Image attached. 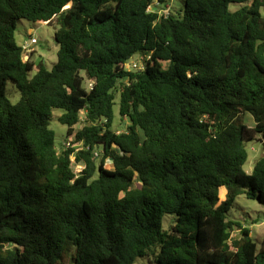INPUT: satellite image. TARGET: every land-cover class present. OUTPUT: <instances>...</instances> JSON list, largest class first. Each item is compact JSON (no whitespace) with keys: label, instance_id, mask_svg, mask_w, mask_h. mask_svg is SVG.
<instances>
[{"label":"trees","instance_id":"16d2710c","mask_svg":"<svg viewBox=\"0 0 264 264\" xmlns=\"http://www.w3.org/2000/svg\"><path fill=\"white\" fill-rule=\"evenodd\" d=\"M155 1L0 0V264H264V235L227 217L241 194L264 206V156L243 169L264 142V0ZM20 19L56 26L51 69ZM53 109L78 148L55 147Z\"/></svg>","mask_w":264,"mask_h":264},{"label":"rangeland","instance_id":"374dc122","mask_svg":"<svg viewBox=\"0 0 264 264\" xmlns=\"http://www.w3.org/2000/svg\"><path fill=\"white\" fill-rule=\"evenodd\" d=\"M169 6L168 12L171 14H177L178 11L183 9L184 0H170L168 2ZM239 8V5L231 4L229 9L234 11ZM56 26L54 24L47 23H32L30 21L20 19L16 23V28L14 32V38L20 47L23 50L32 51L33 54L30 58V61L33 63L34 67H36L39 63H43L47 69H51V67L56 63L57 60V50L58 45L54 39V31ZM34 39L35 42L32 43L31 40ZM131 63H136L137 66H143V58L140 56H134ZM35 73V68L30 73L32 76ZM7 97L12 104H15L20 99V94L14 85L11 83L7 84ZM117 102V99H116ZM62 114V110L53 109L52 110V118L49 124V128L54 133V141L55 147L57 150H60L64 147H75L78 148V144L72 145V137H66L67 127L58 122V117ZM80 123L76 125L75 129H79L82 125V120L84 118L83 113L80 115ZM246 124L249 126H253V119L250 115L245 116ZM127 126V120L121 119L118 113V103L114 106V121L112 125V129L116 133H120L125 130ZM71 140V141H70ZM260 136L257 135L255 139L251 141H247L245 143V148L248 153V158L243 166V169L247 173H251L255 162L262 156H264V148L263 144L259 141ZM77 165H72V170L74 173H77ZM82 167V166H81ZM106 167H111V162L106 161ZM223 199H219L218 204L224 201ZM227 217L232 220L239 221L244 226L248 227L251 231L250 235L258 244L261 242L262 237L264 235V206L259 204L256 200L248 199L244 194L239 195L230 210L227 213ZM174 216L170 214H166L162 218V229L167 230L170 225L173 223ZM232 237H237L239 235V231L237 228L231 233ZM60 264H71L70 256L67 255ZM135 264H154L152 259L150 258H139L135 262Z\"/></svg>","mask_w":264,"mask_h":264},{"label":"built area","instance_id":"2783aa9c","mask_svg":"<svg viewBox=\"0 0 264 264\" xmlns=\"http://www.w3.org/2000/svg\"><path fill=\"white\" fill-rule=\"evenodd\" d=\"M168 9H169V6H165L164 8L163 7L161 8V6L155 1L153 3V5L148 8L147 11L148 12L149 11H151V12H157L158 14H167L168 13ZM31 42L34 43L35 40L32 39ZM130 61L131 60L127 61L123 65L124 70L137 71V70H142L143 69V66L142 67H139V66H137L136 63H131ZM86 86L89 89L92 88V82H88ZM71 161L73 162V157H71ZM76 168H77V173H75V174H78L82 170L83 167H81V165H77Z\"/></svg>","mask_w":264,"mask_h":264},{"label":"water","instance_id":"95a60500","mask_svg":"<svg viewBox=\"0 0 264 264\" xmlns=\"http://www.w3.org/2000/svg\"><path fill=\"white\" fill-rule=\"evenodd\" d=\"M260 142L263 144V148H264V142L260 139Z\"/></svg>","mask_w":264,"mask_h":264}]
</instances>
